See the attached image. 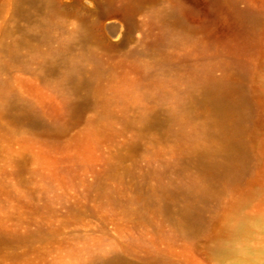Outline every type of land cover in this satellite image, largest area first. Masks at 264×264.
Masks as SVG:
<instances>
[{
	"label": "rangeland",
	"instance_id": "rangeland-1",
	"mask_svg": "<svg viewBox=\"0 0 264 264\" xmlns=\"http://www.w3.org/2000/svg\"><path fill=\"white\" fill-rule=\"evenodd\" d=\"M0 264H264V0H0Z\"/></svg>",
	"mask_w": 264,
	"mask_h": 264
},
{
	"label": "bare ground",
	"instance_id": "bare-ground-1",
	"mask_svg": "<svg viewBox=\"0 0 264 264\" xmlns=\"http://www.w3.org/2000/svg\"><path fill=\"white\" fill-rule=\"evenodd\" d=\"M211 95H212V99H213L214 103L222 110V116L224 118V119L222 118L223 121H225V123H229L228 126L230 127L231 119H230V115H228L226 113V110L231 111V108L229 109V106H227V104L225 103V101H224L225 99H224L221 91L219 89L215 88V90L212 91ZM206 171L208 174L213 173L210 167L207 168ZM189 217L190 218L192 217L191 214H189Z\"/></svg>",
	"mask_w": 264,
	"mask_h": 264
}]
</instances>
